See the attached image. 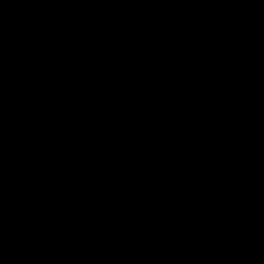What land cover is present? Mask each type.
<instances>
[{
	"label": "water",
	"instance_id": "water-1",
	"mask_svg": "<svg viewBox=\"0 0 264 264\" xmlns=\"http://www.w3.org/2000/svg\"><path fill=\"white\" fill-rule=\"evenodd\" d=\"M0 264H264V0H0Z\"/></svg>",
	"mask_w": 264,
	"mask_h": 264
}]
</instances>
